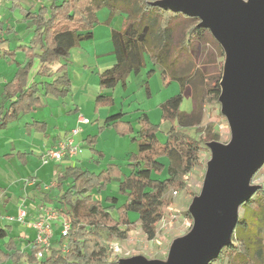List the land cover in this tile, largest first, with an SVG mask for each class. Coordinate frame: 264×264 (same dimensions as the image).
<instances>
[{
  "label": "trees",
  "instance_id": "1",
  "mask_svg": "<svg viewBox=\"0 0 264 264\" xmlns=\"http://www.w3.org/2000/svg\"><path fill=\"white\" fill-rule=\"evenodd\" d=\"M157 1L49 0L40 4L38 10L20 7L23 19L33 25V36L28 44L0 51V58L17 63L14 76L4 87L9 104L1 107L0 128L17 119L20 113L42 107L41 92L57 98L71 94L68 71L71 50L93 39V28L100 22L98 12L103 7L110 10L108 23L116 13L126 16L122 27L112 30L116 62L100 73V88H114L120 81L126 85L129 74H138L146 66L148 54L153 64L161 68L166 83L178 80L180 92L161 104L160 123L152 122L146 112L139 114L137 125L125 119L123 112L110 115L105 126L115 128L121 136H132L139 143V150L128 157L129 172L116 162L108 163L98 172L82 165L66 166L57 175L61 192L55 196L46 194L45 199L69 222L67 235L52 238L47 251L35 240L29 254L22 253L11 238L6 244L7 251H0V264L6 260L19 263L23 259L29 264H125L113 255L109 240L128 237L135 224L132 212L137 214V222L148 238L154 239L157 224L165 207L170 205L166 193L186 189L188 175L200 162V151L210 148V141L219 139L217 135L197 138L182 128L197 124L206 105L221 102L223 63L215 78L203 83L195 81L200 47L210 44L221 57L225 56V48L210 27L202 25L200 16L164 7ZM15 6H19L17 0ZM2 32L0 23V35ZM18 50L25 52V64L17 61ZM58 62L63 63L54 69ZM186 96L193 102L191 112L181 109ZM114 103L112 94L101 93L95 109ZM222 115L226 116L223 112ZM165 121L172 124L162 141L158 133ZM97 139L98 134H90L85 141L96 155L103 157L104 152L96 148ZM114 180L119 181L118 192L124 196L123 202L119 203L114 196H107L106 200L95 198V190L107 189ZM186 215L194 224L190 210ZM257 230L262 231L264 240V185L242 203L230 243L208 264H264V242L261 248L253 243ZM41 250L43 257L38 258L36 254Z\"/></svg>",
  "mask_w": 264,
  "mask_h": 264
},
{
  "label": "water",
  "instance_id": "2",
  "mask_svg": "<svg viewBox=\"0 0 264 264\" xmlns=\"http://www.w3.org/2000/svg\"><path fill=\"white\" fill-rule=\"evenodd\" d=\"M164 7L202 18L232 57L221 80L222 112L232 139L211 144L203 190L190 208L194 224L171 252L169 264H208L230 243L240 207L260 185L251 182L264 166V0H170ZM125 264H159L141 257Z\"/></svg>",
  "mask_w": 264,
  "mask_h": 264
},
{
  "label": "crops",
  "instance_id": "3",
  "mask_svg": "<svg viewBox=\"0 0 264 264\" xmlns=\"http://www.w3.org/2000/svg\"><path fill=\"white\" fill-rule=\"evenodd\" d=\"M3 2H8V0H0V23L3 27V32L0 37L8 38V40L1 42L0 39V51L28 44L33 36V25L30 23L31 21L24 20L22 12L20 18H14L12 20L10 15L2 13ZM20 2L21 1L18 2L19 7L26 9L32 7L36 10L35 4L29 6L23 5ZM36 2L39 4L44 3L40 2V0H36ZM48 2H45V4ZM118 18L119 20L117 23L122 26L124 17L119 15ZM114 28L120 29L119 26L112 25V20L109 24H102L100 20L93 28V39H90L89 43H81L79 46L72 48L68 62L69 74L72 77L71 72L75 64H77V59H79V77L85 79L84 83H78L79 89L77 91L73 90L75 83L72 78V93L65 98H57L52 94L41 92L42 107L33 112L20 113L17 119L12 120L5 127L0 128V251H7L6 244L13 238L17 242V246L21 252L29 254L37 235L35 227L31 228L29 233L27 227H24V225H22L23 228L18 229L19 232L16 231L12 223V217L17 214L19 208L15 206L16 210H14V213H8V207L10 206L12 198L17 196L23 197L21 200L22 205L24 207L26 205V208L29 202L31 206H33V204L35 205L34 210L32 209L33 207L31 208L32 210L27 208L28 216L25 222L29 223V221H34L44 214V205L50 203L45 199L46 194L55 196L61 192L58 183L56 185L57 187H55L58 189V193L51 194L50 191L51 188L49 184H52L53 181L57 179L56 173L58 174L63 171L66 166L72 165L68 161H64L65 167L61 168L60 164L62 163L60 162L58 163L59 166L58 164L52 163L50 159L44 162L41 157L44 153V151H41L42 144L46 147L48 145L52 146L53 148L57 146L60 141L71 134L72 128L79 125V116L84 115L90 119V122L92 119L95 123H92V125H90V123L81 125L82 131L84 130L85 132L86 130V134L83 135L81 131L77 134L78 136H74V139L75 142L80 143V145L83 142L84 146L87 145V147L90 148L85 138L90 134H97L99 128L105 126L106 119L110 115L118 112H123L125 114L129 113L125 110V106H122L121 109L115 107L117 102L116 98L113 105L100 107L98 111L95 109V101L99 94L108 93L115 95V87L111 92H108L107 89L106 91L100 88V73L112 67L116 62L114 43L112 40V30ZM16 59L21 64L27 62L26 54L22 50L17 51ZM62 63L63 62L56 63L53 68L57 69ZM16 70V62L3 57L0 58V110L2 106L7 107L9 104L4 87L6 83L12 79ZM34 70L35 67L33 72H35ZM70 97L71 99H69ZM83 97L88 98V110L85 108V98ZM124 118L130 119L128 117ZM112 130L113 127L105 126L103 127L102 135L107 139L113 136ZM91 157L94 158V154L90 156V158ZM74 165L84 166L81 163L79 154ZM102 168H104V166H101L100 169ZM21 184H24V186L23 189L21 188L19 190ZM12 186L16 187L14 192L15 196L12 194ZM132 215L133 214H130L131 218ZM28 218H30V220H28ZM3 219L6 220L4 224L2 222ZM60 230V222L53 223L52 238H55V236L58 235L57 233H60ZM10 262L12 264H23V262L29 264L25 259L19 263L6 260L1 264H9Z\"/></svg>",
  "mask_w": 264,
  "mask_h": 264
},
{
  "label": "rangeland",
  "instance_id": "4",
  "mask_svg": "<svg viewBox=\"0 0 264 264\" xmlns=\"http://www.w3.org/2000/svg\"><path fill=\"white\" fill-rule=\"evenodd\" d=\"M15 0H8V2H3L2 13H6L10 15L12 20L18 19L22 16L21 9L19 6H15ZM23 5L32 6L35 4L36 10H38L40 4L36 2V0H17ZM160 2H168L170 0H158ZM247 1V0H244ZM40 2H48V0H40ZM117 15V16H116ZM119 15L125 18L126 14L119 12L116 13V16L112 20V25H118ZM98 16L102 22V24H109L110 10L108 7H103L99 10ZM113 16V17H114ZM22 20V19H21ZM16 21V20H15ZM21 22V21H20ZM24 22V21H23ZM31 23V22H30ZM21 25V24H20ZM90 40H85L82 43H89ZM78 60L77 64H75L71 75V80L73 78V82L75 86L73 88L74 91L79 89L78 83L85 82V79H81L79 77V69H78ZM228 61L227 52H225V56L221 57L219 52L212 46L206 45L200 47L198 53V69L199 71L195 75V81L198 83L207 82L213 77L219 75L220 66L223 63L224 69L226 67ZM69 68V65H68ZM154 69V71L150 74L149 72ZM223 69V73H224ZM69 71V70H68ZM70 75V74H69ZM72 89V88H71ZM114 88L107 89L108 92H111ZM116 89V90H115ZM114 89L115 98L117 102L115 107L122 108L125 106V110L129 113L125 114V117L130 118L137 125V117L141 112H146L151 121L154 123H160L162 120V106L161 104L165 102L168 98L178 94L180 92V83L178 80H172L171 82L166 83L161 75V68L156 66L151 61L149 55H146V66L142 68L140 73H131L127 77L126 85L123 81H120ZM106 90V89H105ZM106 90V91H107ZM92 92V90H91ZM72 93V91H71ZM76 93V92H75ZM108 94V93H107ZM128 94V95H127ZM189 96V95H188ZM184 97L183 102L181 104V109L183 111L191 112L193 109V102L190 97ZM85 98V97H83ZM71 99V97L69 98ZM87 97L84 100L85 108L88 110L89 103L87 102ZM94 124L95 121L91 119L90 125ZM170 121H165L160 124V131L158 133L159 138L162 141L166 139V132L171 127ZM183 131L189 133L192 136L197 138L199 137H208L212 135H217L218 140L221 143L228 144L232 139V131L231 125L228 118L222 115V103L215 102L210 105H206L203 108V114L200 121L195 125H189L182 128ZM107 130V129H106ZM103 131V130H102ZM102 131L98 130V143L97 148L104 151V156L99 157L96 155L91 148H88L87 145L84 146V143H81V150L78 153L81 158V163L93 171L98 172L101 170V166L106 167V165L110 162H116L123 166V169L128 173L129 168L128 157L132 152H136L139 150V143L132 139V136H121L117 133L116 129L113 128V136L109 138H105L102 135ZM108 131V130H107ZM116 131V132H115ZM83 135L86 134V130L81 132ZM117 133V134H116ZM78 136V135H77ZM215 141H210V148H204V150L200 151V162L196 165L190 174L187 177V186L184 190H178L176 194L173 190H170L166 193L167 199L170 201V205L165 207L164 216L157 224V234L154 239H149L148 236L143 231L141 224L137 222V214L132 212V219L135 221L134 226L129 232V235L126 239H111L109 240L110 245L112 246L114 256L120 257L122 260H130L136 257L143 258L146 262H156L159 264H169L170 256L172 249L175 243L184 238L189 234L193 227L192 220L186 215V212L190 210L193 205L195 199L200 196L204 182L206 179V174L208 170L209 161L213 157V151L211 144ZM56 147V146H55ZM54 147V148H55ZM52 146H44L42 144L41 151L42 158L44 162L49 159V154L47 153ZM94 154V158L92 156ZM52 163L58 164L52 158L50 159ZM60 167H65V163L60 162ZM50 165V164H49ZM59 166V164H58ZM3 168V167H2ZM56 175H58L56 173ZM253 185H264V167L261 168L256 175L254 176L253 181L251 182ZM53 184V185H52ZM52 184H49L51 188V194H56L57 192V179L53 181ZM66 184H68L66 182ZM65 184V185H66ZM19 186V185H18ZM17 186V187H18ZM24 184L19 186V190L23 189ZM13 187V186H12ZM11 187L12 194L15 196L16 187ZM119 181L114 180L107 189L103 191L95 190L94 196L97 199L106 200L107 196L117 197L119 203L124 201V196H122L119 192ZM58 193V192H57ZM22 198L23 197H14L8 207V213L13 214L16 207L20 208L22 206ZM46 203V202H45ZM16 206V207H15ZM35 205H30V202L27 203V208L29 210H34ZM33 207V208H32ZM45 209H53V203H46L44 205ZM26 208V205H25ZM26 208V209H27ZM32 208V209H31ZM136 215V216H134ZM30 220V218H28ZM3 224L6 222L5 219L2 220ZM12 223L15 226L16 231L19 232V228L27 227L28 233L30 232L33 226L27 222H21L20 220L12 217ZM1 226V225H0ZM33 230V229H32ZM258 231V230H257ZM34 232V231H33ZM58 232V231H57ZM35 234V232H34ZM60 235V233H57ZM105 236L107 232L104 231ZM253 234V233H252ZM254 234L252 235V237ZM61 237V236H60ZM263 238L262 231H258L254 236L253 243L257 248H261L263 246ZM9 264H12L11 262ZM23 264H26L23 262Z\"/></svg>",
  "mask_w": 264,
  "mask_h": 264
},
{
  "label": "built area",
  "instance_id": "5",
  "mask_svg": "<svg viewBox=\"0 0 264 264\" xmlns=\"http://www.w3.org/2000/svg\"><path fill=\"white\" fill-rule=\"evenodd\" d=\"M90 119L84 115L79 116V125L72 128L71 134L60 141L55 148L50 149L47 153L49 154V159H53L56 162L68 161L72 165L75 164L76 159L78 157V153L81 150L80 143L75 142L74 136L79 134L82 131L83 124H89ZM48 159V160H49ZM47 159L45 161H48ZM176 194L178 191H174ZM28 216L27 209L22 205L17 214L13 216L20 220L21 222H25ZM60 222L61 230L60 235H67L68 230L70 228L69 222L55 209L45 210L44 214L30 224L35 227L37 231L36 242L40 244L45 251L49 250L51 246V240L53 237V223ZM44 250L39 251L36 255L38 258L43 257Z\"/></svg>",
  "mask_w": 264,
  "mask_h": 264
},
{
  "label": "bare ground",
  "instance_id": "6",
  "mask_svg": "<svg viewBox=\"0 0 264 264\" xmlns=\"http://www.w3.org/2000/svg\"><path fill=\"white\" fill-rule=\"evenodd\" d=\"M231 66H232V57H231V54L229 53V56H228V61H227V64H226V72H225V76H227L231 70Z\"/></svg>",
  "mask_w": 264,
  "mask_h": 264
}]
</instances>
